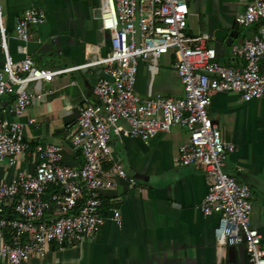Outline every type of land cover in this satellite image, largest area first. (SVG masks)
<instances>
[{
    "label": "built area",
    "instance_id": "built-area-1",
    "mask_svg": "<svg viewBox=\"0 0 264 264\" xmlns=\"http://www.w3.org/2000/svg\"><path fill=\"white\" fill-rule=\"evenodd\" d=\"M188 0H99L98 27L108 34L105 49L81 65L47 69L38 67L27 53L29 27L45 21L37 8L24 9L13 25L18 41L17 59L10 55L6 28L0 22V97L12 94L8 112L21 115L33 100L48 93L43 83L67 71L103 66V75L92 86L95 102L79 106L69 141L79 151L82 163L71 167L62 163V149L53 143L32 148L33 172L18 171L0 184V256L8 264L44 259L48 252L93 237L106 222L120 225L117 208L101 212V190L127 179L123 166L111 159L108 142L116 138H138L144 143L173 126L182 127L186 140L178 147V163H200L210 183L199 203L200 212L216 215L212 229L215 243L242 245L243 264H264L261 234L249 224L251 205L247 186L222 171L224 157L234 144L221 138L207 116L213 94L238 93L243 101L264 95V0H243V8L233 16L242 27L257 24L241 44L231 45V55L242 60L239 67L217 62L215 50L207 46L208 34L191 36L184 32ZM171 54V64L181 84L179 98L134 92L135 75L144 63L149 85L157 72L156 62ZM33 123V119L27 120ZM21 123L0 117V161L8 163L27 151ZM52 191H48L49 188Z\"/></svg>",
    "mask_w": 264,
    "mask_h": 264
},
{
    "label": "crops",
    "instance_id": "crops-1",
    "mask_svg": "<svg viewBox=\"0 0 264 264\" xmlns=\"http://www.w3.org/2000/svg\"><path fill=\"white\" fill-rule=\"evenodd\" d=\"M98 1L0 0V22L6 28L10 55L13 59L19 57L12 29L15 21L24 9L37 8L44 12L45 21L29 27L30 37L25 43L35 64L58 69L85 63L107 45L108 39L99 30L96 19ZM189 2L197 21L192 25L189 19L188 34H208L206 45L215 50L217 62L241 66L242 60L231 55L230 47L241 44L258 26L234 24L233 16L242 10L243 0ZM229 39L231 43L224 44ZM158 59L164 64L157 68L150 85L144 63L139 64L134 92L145 97L149 88L152 95L181 97V84L171 67L172 55L163 54ZM1 61L0 53V65ZM259 66L264 68V59ZM102 75V65L56 75L42 84L48 93L33 100L18 117L8 112L13 95L0 97V117L21 123L23 138L29 144L28 150L17 154L12 163L0 161V184L12 179L18 171L33 172L32 148L36 144L59 145L62 163L71 167L81 165L79 151L69 141L70 131L83 101L95 102L91 89ZM206 112L221 138L234 144L221 168L247 186L251 205L249 224L261 234L260 245L264 248V95L243 101L238 93L218 92L211 96ZM30 118L33 123L27 122ZM186 137V131L179 126L157 133L145 143L138 138L111 136L108 142L111 159L123 166L127 177L139 176L133 178V184L127 179H117L115 186L101 190L103 212L117 208L120 225L106 221L93 237L66 245L60 251L52 250L44 259L21 264H243L246 259L243 246L219 247L212 232L216 215L205 216L199 210L210 179L200 163L179 165L177 149ZM0 264L8 263L0 256Z\"/></svg>",
    "mask_w": 264,
    "mask_h": 264
},
{
    "label": "rangeland",
    "instance_id": "rangeland-1",
    "mask_svg": "<svg viewBox=\"0 0 264 264\" xmlns=\"http://www.w3.org/2000/svg\"><path fill=\"white\" fill-rule=\"evenodd\" d=\"M191 12H193L191 15H187L186 16V20H185V27H184V32L186 33V34H188V31H189V27H188V25H191L190 23H189V19H192V25H196V21H197V19H196V15H195V13H194V8H193V5L189 2L188 3V13H191ZM157 64H156V66H157V68L159 67V68H161V66L164 64L160 59H158L157 60V62H156ZM167 66V65H166Z\"/></svg>",
    "mask_w": 264,
    "mask_h": 264
},
{
    "label": "water",
    "instance_id": "water-1",
    "mask_svg": "<svg viewBox=\"0 0 264 264\" xmlns=\"http://www.w3.org/2000/svg\"><path fill=\"white\" fill-rule=\"evenodd\" d=\"M105 35H106V37L108 39V34L106 33ZM229 37H231V34H229ZM230 43H231V40L230 39L224 42V44H230ZM138 177H139L138 175H134L133 176V178H138Z\"/></svg>",
    "mask_w": 264,
    "mask_h": 264
},
{
    "label": "trees",
    "instance_id": "trees-1",
    "mask_svg": "<svg viewBox=\"0 0 264 264\" xmlns=\"http://www.w3.org/2000/svg\"><path fill=\"white\" fill-rule=\"evenodd\" d=\"M53 190V188H49L48 189V191H52ZM103 207H104V202H103V200H102V205H101V208H100V210L103 212L104 210H103Z\"/></svg>",
    "mask_w": 264,
    "mask_h": 264
}]
</instances>
